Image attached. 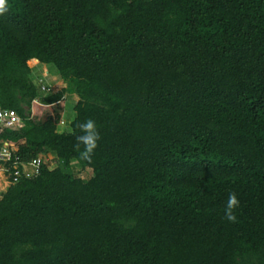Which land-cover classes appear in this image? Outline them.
I'll use <instances>...</instances> for the list:
<instances>
[{"label": "trees", "instance_id": "16d2710c", "mask_svg": "<svg viewBox=\"0 0 264 264\" xmlns=\"http://www.w3.org/2000/svg\"><path fill=\"white\" fill-rule=\"evenodd\" d=\"M28 61L73 82L67 129ZM0 108L12 155L57 162L0 193V264H264V0H8Z\"/></svg>", "mask_w": 264, "mask_h": 264}, {"label": "rangeland", "instance_id": "374dc122", "mask_svg": "<svg viewBox=\"0 0 264 264\" xmlns=\"http://www.w3.org/2000/svg\"><path fill=\"white\" fill-rule=\"evenodd\" d=\"M28 80L31 81L35 87L37 88L38 92L40 93L38 96L42 94H47L54 92L59 89H63L64 99H63V109H62V116L59 119V124L57 126V131H62L63 129H67V124L69 120L73 116L72 106L76 100V96L73 93V82L67 81L62 79L55 71L53 66L41 64L36 61H28ZM33 100V99H32ZM31 100V101H32ZM36 103H32L30 105V118L35 119L34 110L36 108V104H40L39 98H34ZM41 105V104H40ZM24 109H28V107H23ZM38 114H42L41 107L36 109ZM45 153L43 160L46 162V165L49 168L55 167L57 162L54 159V156L51 155L52 153ZM71 172L74 176H78L81 178H87L90 175V170L87 168H81L75 161L70 162ZM8 186L7 181L0 178V193L5 190Z\"/></svg>", "mask_w": 264, "mask_h": 264}, {"label": "built area", "instance_id": "2783aa9c", "mask_svg": "<svg viewBox=\"0 0 264 264\" xmlns=\"http://www.w3.org/2000/svg\"><path fill=\"white\" fill-rule=\"evenodd\" d=\"M32 103H36L33 99ZM19 128L22 125V118L11 108H0V129L3 126ZM43 154L22 161L11 154L8 144L0 141V178L7 181L8 185L15 183L21 178H31L39 173L40 168L46 165ZM47 167H49L47 165Z\"/></svg>", "mask_w": 264, "mask_h": 264}, {"label": "clouds", "instance_id": "9594fccd", "mask_svg": "<svg viewBox=\"0 0 264 264\" xmlns=\"http://www.w3.org/2000/svg\"><path fill=\"white\" fill-rule=\"evenodd\" d=\"M8 11V0H0V15H4ZM80 129L79 135L75 137V150L79 152L82 159L91 161L98 142L101 140V133L97 128L96 122L89 118L86 121L77 124ZM82 146V148H81ZM240 201L235 192H230L225 205V219L229 222H236L237 217L234 210L239 207Z\"/></svg>", "mask_w": 264, "mask_h": 264}, {"label": "crops", "instance_id": "0c3cea01", "mask_svg": "<svg viewBox=\"0 0 264 264\" xmlns=\"http://www.w3.org/2000/svg\"><path fill=\"white\" fill-rule=\"evenodd\" d=\"M37 105V104H36Z\"/></svg>", "mask_w": 264, "mask_h": 264}]
</instances>
